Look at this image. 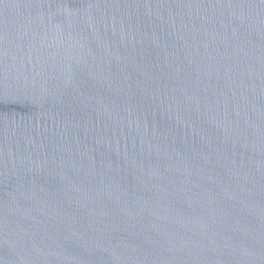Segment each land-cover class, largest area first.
<instances>
[{
	"label": "water",
	"instance_id": "95a60500",
	"mask_svg": "<svg viewBox=\"0 0 264 264\" xmlns=\"http://www.w3.org/2000/svg\"><path fill=\"white\" fill-rule=\"evenodd\" d=\"M0 264H264V0H0Z\"/></svg>",
	"mask_w": 264,
	"mask_h": 264
}]
</instances>
